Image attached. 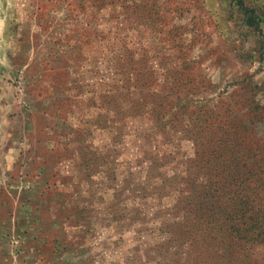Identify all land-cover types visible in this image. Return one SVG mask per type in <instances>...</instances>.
<instances>
[{
    "label": "rangeland",
    "instance_id": "rangeland-1",
    "mask_svg": "<svg viewBox=\"0 0 264 264\" xmlns=\"http://www.w3.org/2000/svg\"><path fill=\"white\" fill-rule=\"evenodd\" d=\"M0 264H264V0H0Z\"/></svg>",
    "mask_w": 264,
    "mask_h": 264
},
{
    "label": "trees",
    "instance_id": "trees-1",
    "mask_svg": "<svg viewBox=\"0 0 264 264\" xmlns=\"http://www.w3.org/2000/svg\"><path fill=\"white\" fill-rule=\"evenodd\" d=\"M250 22H251V23H248V24L252 26V25H253V22H252V21H250Z\"/></svg>",
    "mask_w": 264,
    "mask_h": 264
}]
</instances>
